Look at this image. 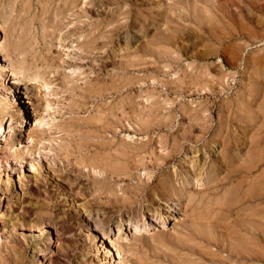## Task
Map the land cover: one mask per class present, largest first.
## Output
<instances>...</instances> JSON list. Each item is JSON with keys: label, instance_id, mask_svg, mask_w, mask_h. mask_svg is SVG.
<instances>
[{"label": "rangeland", "instance_id": "374dc122", "mask_svg": "<svg viewBox=\"0 0 264 264\" xmlns=\"http://www.w3.org/2000/svg\"><path fill=\"white\" fill-rule=\"evenodd\" d=\"M210 2L0 0V253L225 264L202 231L229 233L254 206L261 223L264 195L248 211L222 204L237 181L252 197L264 182V106L244 91L264 72V0L233 13ZM250 160L246 177L227 174ZM154 177L176 194L160 196Z\"/></svg>", "mask_w": 264, "mask_h": 264}, {"label": "bare ground", "instance_id": "6f19581e", "mask_svg": "<svg viewBox=\"0 0 264 264\" xmlns=\"http://www.w3.org/2000/svg\"><path fill=\"white\" fill-rule=\"evenodd\" d=\"M210 2V0H205V2ZM238 1V0H237ZM240 1H243V2H247L248 4H250V6H252V4H254V2H252L251 0H240ZM214 2V0H213ZM217 3V1H216ZM201 4V2H200ZM210 6H214V8L216 7V4L215 3H212V0L211 2L209 3ZM246 5V4H245ZM219 6H220V10L222 12H229L230 13V10H231V13L232 12V7L235 6L236 8L238 7L240 10H242V6L237 4L236 0H220L219 2ZM249 6V5H248ZM201 7V6H200ZM253 7V6H252ZM219 8V7H218ZM217 8V10H218ZM230 8V9H229ZM213 9V8H212ZM216 9V8H215ZM213 12V11H212ZM218 12H220L218 10ZM241 12V11H240ZM244 12V11H242ZM226 13V14H227ZM239 13V11H238ZM232 15V14H231ZM235 15V14H233ZM239 15V14H238ZM241 15V13H240ZM213 17V16H212ZM227 17V15H226ZM231 17V16H230ZM233 17V16H232ZM240 18V16H239ZM252 18V17H251ZM242 19L247 21L248 17L244 15H241V20L239 19L238 21V27H239V32L241 33V35H244L245 33L248 34V29L246 28V23L245 22H242ZM227 20V19H226ZM248 21L250 22V20L248 19ZM248 25V24H247ZM257 34V33H256ZM253 35V34H251ZM236 55V54H235ZM234 55V56H235ZM229 57V56H228ZM254 65V64H253ZM263 69V68H262ZM260 70V69H259ZM256 74H258V76H254V78H252V80H250L249 84H248V87L244 89L245 91V101H246V104L247 106H249V108L252 106L251 103H248L249 99H254L255 100V97L257 96H260L261 99H260V104L259 106H264V90L262 92H260L258 89H256L254 86L256 84V82L258 81V78H260V76H263L264 75V72L263 73H260L257 72ZM255 74V75H256ZM261 79V78H260ZM262 82V81H260ZM264 82V81H263ZM263 88V87H262ZM256 97V98H257ZM258 104V103H257ZM3 104L0 103V109L4 110L3 107H2ZM259 107V108H261ZM248 109V108H247ZM246 110V109H245ZM246 112V111H244ZM230 121V120H229ZM222 122L221 121H218V128L220 129L221 128V125ZM11 125L10 123L8 124L7 126V130H11ZM4 130V129H3ZM207 130V129H206ZM0 132H1V123H0ZM2 135V134H1ZM229 135V134H228ZM218 140H220V143L222 145H226L228 143H230L231 140L229 136H223L221 135V133H218V136H217ZM235 138V137H234ZM233 140V139H232ZM249 143V142H248ZM249 145H252L251 143ZM248 151V150H247ZM250 152H251V147L248 151V156L250 155ZM226 157V162H229V158H228V155L225 156ZM251 161V160H250ZM236 163V162H235ZM249 164H246L245 165H242L241 167L239 168H233L231 170H228L227 171V174H229L230 172H240L242 171V173H244V177H246L248 175L247 172H249L251 170V168H253L254 164H252L253 162H248ZM232 165V164H231ZM33 167V166H32ZM232 167V166H231ZM226 174V175H227ZM185 176L186 177H189L191 178L190 176L191 175H188L187 172H185ZM154 180H157L156 177L153 178V181ZM264 180V179H263ZM158 182L157 183V188L155 189V191L160 195V196H165V195H168V194H176L174 191V186H173V183L170 184V186H165L164 185V181H161V180H157ZM195 181L196 183L199 182V177L196 176L195 178ZM243 183L241 182V180L237 181L236 185H235V189H234V192L235 194L232 195V196H229V198H227L225 200V202L222 204L224 206H226L228 208V206H234V209L235 210H240V209H244L245 211L247 210L246 208H252V206L250 207L249 204L250 203H253L252 200H257V201H261L263 199V195H264V182H260L257 189V191L259 192H256L255 195H253L252 197V191H253V185L250 184L249 187L247 188H244L241 187ZM151 191V190H150ZM154 191V190H153ZM174 192V193H173ZM181 192V191H180ZM255 196V198H254ZM251 198V199H249ZM258 202H256L257 204ZM253 205V204H251ZM223 206V208H224ZM222 207V206H221ZM257 207V206H256ZM221 209V208H220ZM230 209V208H228ZM243 210V211H244ZM255 210H261V209H255V206H254V209L252 208V210L250 209L249 211L251 212L249 214V216L247 215H244V217L242 216V219L240 220L239 218V215H236L238 216L239 220L236 223V225H232L230 223H228L229 225H231L230 227L233 228L231 229V231H228L229 233H223V230L219 231V232H216V235L217 237L213 236V235H210L208 234V232H203L202 231V235L201 236L203 238V242L206 244V245H209V246H214L216 249L218 248V246H225V251L227 252V255L225 256L226 257V262L225 264H231V262H235L237 260H240V262L242 261L244 264H251L253 262H257V264H264V254L262 252L264 247L261 246V243L264 242V232H262V230L264 231V228L259 230V226L261 227L262 225H260L262 223V220H264V210L263 211H260L257 213V216H259L258 218L259 219H262L260 222L261 223H255L254 222V225L252 224V221H251V216H253L254 214H256L257 211ZM219 211V210H218ZM223 211L222 213H225L224 212V209L221 210ZM219 211V212H221ZM242 210H240L241 212ZM248 211V210H247ZM218 212V213H219ZM229 212V211H228ZM232 212V211H231ZM238 212V211H237ZM221 213V214H222ZM248 213V212H247ZM237 214H240V213H237ZM226 215V214H225ZM242 214H240L241 216ZM206 216V215H205ZM227 216V215H226ZM256 216V215H255ZM254 216V218H255ZM235 220L236 217H234ZM257 219V218H256ZM225 220V219H223ZM229 220V219H228ZM234 220V221H235ZM140 221V220H139ZM233 221V220H232ZM230 222V221H229ZM256 222H259L258 220ZM135 224V223H134ZM259 224V225H258ZM264 224V223H263ZM220 225V224H219ZM228 225V228H230ZM258 225V227H257ZM222 226V225H221ZM264 226V225H263ZM138 226L137 224H135V228L136 229ZM227 227V226H225ZM227 228V230H229ZM189 229V227H188ZM187 229V230H188ZM191 229V228H190ZM224 229V228H223ZM192 230V229H191ZM190 230V231H191ZM226 230V231H227ZM193 231V230H192ZM197 231V228L195 229V232ZM225 231V232H226ZM198 232V231H197ZM201 233V232H200ZM200 235V234H199ZM91 236V235H90ZM111 243V247L112 248H115V251H119L120 249V246L118 244V242H112L110 241ZM224 243V244H223ZM8 245V244H7ZM11 246V245H10ZM7 248H5V251L4 253H0V264H21L22 262V256H21V252L18 251V249L16 248H10L8 246H5ZM14 247V246H13ZM122 248V247H121ZM222 248V247H221ZM7 249V250H6ZM201 252V251H200ZM213 252V251H212ZM217 252V251H216ZM118 254V253H117ZM224 257V258H225ZM175 260V259H174ZM232 263V264H233ZM23 264V262H22ZM236 264V263H235Z\"/></svg>", "mask_w": 264, "mask_h": 264}]
</instances>
